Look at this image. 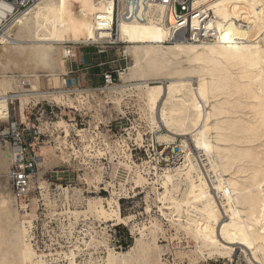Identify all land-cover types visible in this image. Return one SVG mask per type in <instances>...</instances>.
<instances>
[{
	"label": "bare ground",
	"instance_id": "obj_1",
	"mask_svg": "<svg viewBox=\"0 0 264 264\" xmlns=\"http://www.w3.org/2000/svg\"><path fill=\"white\" fill-rule=\"evenodd\" d=\"M66 2L36 0L4 27L0 51L5 56L25 58L34 70L64 73L66 59L73 58V51L62 45L77 40V33L69 36L72 24ZM80 2L94 24H113L114 0ZM192 5L203 15L212 12L214 19L204 25L206 30H213V43L188 39L172 42L168 21L172 24L174 18L164 20V8L156 4L146 10L145 22L121 19L115 39L111 29L102 28L92 41L103 44L116 40L125 45L123 54L132 61L126 72L119 74V85L104 88L105 99L121 107L127 106V96L147 129H164L157 142L167 148L176 144L179 151L178 162L171 168L160 169L159 157L155 163L132 166L122 139L115 155L120 157L119 166L126 170L127 178L126 184L116 189L115 184L103 182L104 167L100 163L104 157L115 156L110 146L94 148L89 141L84 144L83 131H76L82 143L79 152L99 161L90 165L88 185L99 190L104 183L109 193L108 198H85L82 210L72 213L75 221L84 217L105 225L99 230V239L91 235L90 242L85 243L87 248L106 246L108 223L129 226L133 236L124 252L107 248L99 264H168L164 258L168 248L160 245L161 238L168 241L163 221L175 231L177 239L182 235L193 243L187 253L174 252L175 259L187 257L190 264L232 261L239 253L237 257L250 264H264V0H193ZM120 9L123 11L125 5ZM4 10L11 8L0 3V17H4ZM188 24L202 25L200 19L191 18ZM181 56L188 67H180ZM28 77L37 81L39 75L34 72ZM11 78L0 76L2 122L7 120L8 102L12 100L48 97L56 104L82 110L94 97L90 90L41 91L33 86L27 91L24 83L16 86ZM55 126L65 133L61 143L66 147L68 125L59 120ZM143 141L142 132L137 130L134 143L141 148ZM70 148L77 162L78 151ZM40 150L41 165L48 167L56 158L54 150ZM165 160L168 162L169 157ZM10 164L9 146L0 144V175L7 172V177L0 178V264H49L32 245V221L21 218L20 210L26 205L16 202L11 193ZM41 175L37 174L35 182L43 187ZM137 189L145 193L147 219L141 222H136L133 215L122 216L119 205L121 197ZM77 251L78 246L70 251L67 264H77Z\"/></svg>",
	"mask_w": 264,
	"mask_h": 264
},
{
	"label": "rangeland",
	"instance_id": "obj_2",
	"mask_svg": "<svg viewBox=\"0 0 264 264\" xmlns=\"http://www.w3.org/2000/svg\"><path fill=\"white\" fill-rule=\"evenodd\" d=\"M85 11L86 10L82 6L80 0H67L66 14L72 24V27L69 29V36L72 38V35L77 33V40L62 45V47H66L67 45L70 46L73 51V58L66 59L67 63L64 73L57 72L49 74L48 72L46 73V71L38 69L34 70V68H32L33 66L25 61V58L22 57V59L19 56H5V54L0 51V76L5 75L7 77H12L11 80H16V82L18 80L17 83L15 81L12 82L16 84V86L18 83H24L23 87L27 91H30L31 89L33 90L34 86L41 91H70L78 89L80 91L90 90L94 93V97L90 100L91 104L82 110H75L67 106L56 104L48 97L39 98L37 100L29 99L30 101L28 100L24 102L19 99L12 100L8 102V105L9 103H12L8 110L10 113V120L12 121L29 124L30 126L32 125L35 127L40 126L41 128L52 126L56 130V134L51 138L52 142L55 141L56 144L53 145V143L50 142L51 144L43 145L40 148H53L56 157L48 167L44 168V166L40 165L38 173H42L41 179H43L44 182L43 188L47 187L45 179L48 178L51 180V183L56 186H66L68 184L73 185L75 189L82 190L87 198L96 196L108 198L109 193L105 190L104 183L99 186V190H94L93 187L87 183V175L91 173L90 165L97 164L99 161L90 158L87 159L79 152L82 148V143H80V139L76 135L77 130L83 131V136L85 137L84 144H87L89 141L94 148H102L104 144H108L111 148L110 152L112 155H115V147L117 143L122 139L125 140L126 145L128 146L127 154L130 158L128 163L132 166H139L147 161L155 163L154 160L159 157L162 160L160 165H162L163 168H171L178 162L175 163L172 159L173 148H177V145L174 144L167 148L166 145L158 143L156 137L161 132L164 133V129L161 131H150L147 129L144 123L139 121L133 103L129 101L130 99L127 98V96L124 97L127 106L122 105L121 107H117L115 104H111L110 101L105 99L104 88L119 85V74L126 72V69L131 65L132 61L129 56H124L123 54V48L125 45L117 43L116 40H113V43L109 42L103 44L92 42L94 41L95 33L102 28L106 30L111 29L113 31L112 36L115 39L117 24L115 26L116 29L113 27L114 21H112L113 24L111 25L105 23L104 26L102 25L103 27L97 26L94 24L95 22H93V20L90 21L88 17L89 13ZM8 20L10 21L11 17H9ZM171 41H169V43L173 42ZM210 43H213V41H210ZM183 60L184 57L181 56V58H179L180 67H188ZM34 72L39 75L37 81H33L34 79L32 77L27 78V76H32ZM106 76H111V85L105 83ZM95 100H97V102ZM34 104H37L36 108L33 107ZM48 105L51 107H48ZM40 106H42V109H39ZM59 120L65 121L68 125L69 135L66 138V147L61 143L63 142L65 133L62 129L55 126ZM2 126L3 124L0 123V128ZM137 130L141 131L143 134L144 141L141 148L134 143L135 132ZM178 141L179 140L177 139L176 142ZM0 144L5 143L0 139ZM56 147H58V149H56ZM70 147H73L78 151L77 162L75 161L76 156L70 155L72 152ZM63 152H67L66 155ZM166 156L169 157L168 162L165 160ZM85 159L87 161L84 163L83 160ZM119 161L120 157L116 155L113 158H110L109 156L104 157L100 161L104 167L103 182H111L112 184H115L116 189L119 184H126L127 178V172L122 166H119ZM5 177H7V172L0 175V178ZM129 193V195L123 196L119 200L122 216L126 217L133 215L135 216L136 222L145 221L147 219V215L144 213L145 193L140 189H137L135 193ZM30 200V210L28 211L26 207L25 209L20 210V215L22 219L30 220L33 223L37 217L33 194L30 195ZM79 210H82V208ZM80 218L85 219L87 225L90 223L94 224L97 231L105 226L101 225L100 228H98L99 224L93 219L84 217ZM109 224L111 225V223H108L106 226L109 227ZM163 224L164 228L167 229V239L170 242L161 238L160 245L167 246L168 248V250L164 252V258L168 260V264H190L187 257H183L181 260L175 259L173 253L177 251L187 253L193 249V243L182 235L179 236L180 240L177 239L176 236H173L175 235V231L172 228H168L166 221H163ZM89 227L92 229L93 226L90 224ZM106 229L107 238L108 240H111L109 237L111 234V228ZM117 231H120L122 236L131 233L129 226L123 224L118 225ZM97 246L102 245H94L93 248ZM127 249L116 250V252H124ZM88 263L99 264V262L93 260L92 255H90ZM199 263L226 264L227 260L215 259L210 260L207 263L200 260Z\"/></svg>",
	"mask_w": 264,
	"mask_h": 264
},
{
	"label": "built area",
	"instance_id": "obj_3",
	"mask_svg": "<svg viewBox=\"0 0 264 264\" xmlns=\"http://www.w3.org/2000/svg\"><path fill=\"white\" fill-rule=\"evenodd\" d=\"M34 2L36 0H0V3L11 8L10 11L4 10V17H0V33L16 15L27 10ZM123 4L125 9L122 11L120 7ZM155 4L163 6L164 20L170 17L174 18L172 24L168 21L172 41L188 39L194 43H201L216 39L213 30H206L204 25L205 22L214 19L212 12L209 11L208 14L203 15L194 10L192 7L193 0H114V29L121 19L145 22L148 18L146 10L150 5ZM9 17H11L10 21L8 20ZM189 18L200 19L202 25L192 27L191 24H188ZM105 83L107 85L112 84L111 76L105 77ZM11 104L8 105L9 109ZM33 107L36 108L37 104H34ZM48 107L51 106L48 105ZM39 109H42V106ZM0 123L3 124L0 128V139L8 144L10 150L11 164L8 180L13 198L18 203H24L29 211L30 195L33 194L34 196L37 217L31 230V242L37 253L44 256L49 264H67L70 251L78 246L80 251L76 252V262L77 264H87L90 255H92L93 260L102 263L107 248L114 251L129 248L133 242L132 234L122 236V233L117 231L118 225H110L107 228H111L109 235L111 240L106 239V246L93 248L92 245L88 249L85 243L90 242L91 235L98 239L100 231H96L97 228L92 223L90 224L94 229H91L90 224L87 225L85 219L80 218L75 221L72 217L74 211L83 207L84 198H87L86 194L80 189H75L71 184L56 186L48 178L45 179L46 188L35 182L43 162L40 148L43 145L51 144V138L56 134V130L52 126L41 128L40 126L18 123L10 120V113L6 122L0 120ZM52 143L53 145L56 144L55 141ZM173 149L176 151H173L172 159L176 163L178 161L176 155L179 151L178 148ZM161 162L162 160L159 161V168L163 169L160 165ZM41 180L43 181V179ZM238 255L239 253L235 255L232 261L227 260L226 264H250L246 260L239 259Z\"/></svg>",
	"mask_w": 264,
	"mask_h": 264
},
{
	"label": "water",
	"instance_id": "obj_4",
	"mask_svg": "<svg viewBox=\"0 0 264 264\" xmlns=\"http://www.w3.org/2000/svg\"><path fill=\"white\" fill-rule=\"evenodd\" d=\"M173 151L175 152V151H176V149H173Z\"/></svg>",
	"mask_w": 264,
	"mask_h": 264
}]
</instances>
